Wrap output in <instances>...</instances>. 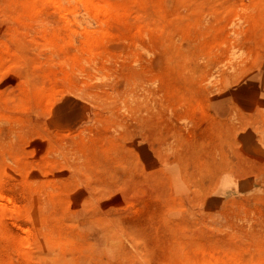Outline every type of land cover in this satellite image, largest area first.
I'll list each match as a JSON object with an SVG mask.
<instances>
[{"label":"rangeland","instance_id":"rangeland-1","mask_svg":"<svg viewBox=\"0 0 264 264\" xmlns=\"http://www.w3.org/2000/svg\"><path fill=\"white\" fill-rule=\"evenodd\" d=\"M0 264H264V0H0Z\"/></svg>","mask_w":264,"mask_h":264},{"label":"bare ground","instance_id":"bare-ground-1","mask_svg":"<svg viewBox=\"0 0 264 264\" xmlns=\"http://www.w3.org/2000/svg\"><path fill=\"white\" fill-rule=\"evenodd\" d=\"M2 198V197H1Z\"/></svg>","mask_w":264,"mask_h":264}]
</instances>
